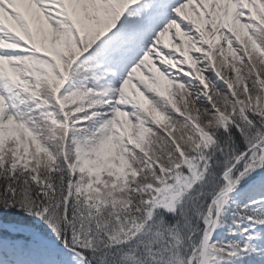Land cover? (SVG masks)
<instances>
[{"label": "rangeland", "instance_id": "rangeland-1", "mask_svg": "<svg viewBox=\"0 0 264 264\" xmlns=\"http://www.w3.org/2000/svg\"><path fill=\"white\" fill-rule=\"evenodd\" d=\"M6 1L10 10H0V74L7 81V84L0 83V156H6L8 151L17 159L14 161L21 168L19 171L43 176L61 166L68 167L86 197L93 195V199L100 198L106 204L110 198L114 199L118 187L136 174L128 146H139L142 135L146 136V149L153 142L162 143L165 137L162 135L177 138L180 146L169 139L171 149L184 161L185 151L207 138L210 127L220 122V118L211 122L209 119L207 130L195 135L197 140L182 126L192 124L191 113L198 115L187 83L197 81L193 89L200 86L206 90L205 73L210 59L203 58L215 56L213 48L209 50L206 45L215 31H222L217 37L224 38L223 54L217 56L231 59L234 65L230 70L238 68L233 75L236 81L240 79L239 84L244 79L237 76L241 71L247 72L251 67L254 72L252 64L264 63L261 45L264 46L261 30L264 0L191 1L186 7L174 10L168 21L163 22L159 17L160 21L154 22L158 28L142 54L138 51L130 57L124 53V46L108 52L109 76L93 83L87 82L75 68V58L82 52L76 44L75 29L79 26L89 42L88 50L83 52L93 50L100 34L110 27L107 24L103 29L104 17L111 13L107 0ZM23 16L32 28L37 51L56 57L70 75L71 85L63 92L59 91L61 81L54 67L26 53L22 41L12 36L16 25L23 30L27 28L20 20ZM225 27L229 28V37ZM216 44L219 43L212 47ZM78 78L83 80L77 82ZM18 92L26 100L32 95L31 104H26L32 108L27 119L17 98ZM222 99L219 97L216 102ZM126 105L129 108L122 107ZM93 127L99 129L93 130ZM182 128L188 133L182 132ZM249 167L258 171L264 167V148L251 158ZM158 193L160 190L155 192ZM2 229L0 224V232ZM9 229L17 231L14 235L19 231L26 235L32 233L13 225ZM256 243L264 249V233L246 236L241 245L251 250ZM0 244L11 247L2 235ZM1 253L0 248V264H24L21 258L5 260ZM50 264L82 262L71 258Z\"/></svg>", "mask_w": 264, "mask_h": 264}, {"label": "trees", "instance_id": "trees-1", "mask_svg": "<svg viewBox=\"0 0 264 264\" xmlns=\"http://www.w3.org/2000/svg\"><path fill=\"white\" fill-rule=\"evenodd\" d=\"M262 27L264 31V22ZM214 37L206 45L216 57L203 58L210 59L206 90L200 86L194 90L197 81L187 83L198 115L191 113L192 124L182 126L197 140V132L207 130L212 120L220 118V122L210 127L207 138L185 151V162L171 149L169 139L180 146L177 138L162 135L167 137L162 143L153 142L146 149L142 135L139 146H128L136 174L106 204L93 195L86 197L68 167L56 168L46 176L19 171L15 157L6 151V156H0V222L31 227L58 247L82 253L85 264H199L203 238L215 218V203L229 184L237 183L210 244L209 264H264L262 254L238 246L245 232L264 225L260 204L264 182L247 186L248 178L258 173L250 169L249 162L264 148V63L252 64L254 72L251 67L247 72L240 70L237 76L244 79L239 84L234 76L238 68L230 70L231 59L217 56L223 54L224 38ZM215 43L219 44L212 47ZM94 61H80L75 68L87 75ZM31 97L21 102L26 119L32 109L26 105L31 104ZM219 97L223 99L218 103ZM55 115L61 119L59 113ZM176 189L183 190V195L168 206L165 193ZM0 233L11 244H2L4 248L31 264L64 262L74 256L43 245L33 233L14 235L4 229Z\"/></svg>", "mask_w": 264, "mask_h": 264}, {"label": "bare ground", "instance_id": "bare-ground-1", "mask_svg": "<svg viewBox=\"0 0 264 264\" xmlns=\"http://www.w3.org/2000/svg\"><path fill=\"white\" fill-rule=\"evenodd\" d=\"M6 0H0V10H7L9 11L10 10V5L6 4ZM0 83H3V84H7V81L4 79V77L0 74ZM123 108L127 109L129 108L128 105L126 106H122ZM102 110V109H101ZM108 112L110 111V108L109 109H106ZM106 144V143H105ZM107 145V144H106ZM260 182H264V177H254L253 175H251L248 180H247V184H250V185H254V184H258ZM233 192H227L225 191L223 193V195L221 197H219V199L216 201L215 203V207H216V211L219 209V204H222L223 202H226L227 199L229 198V196L232 194ZM183 194V190H179L177 189L174 193H165V197L167 198V202H168V205H171L175 200L179 199ZM221 216L218 217L217 219V224L215 225L216 223V217L214 218L212 224L210 225V228H209V232L207 233L208 235H210V238H212V235L214 233H217V230H218V226H219V220H220ZM4 225H10L12 226L13 224H7V223H4ZM14 226V225H13ZM0 236H1V233H0ZM208 240H209V237H207ZM67 252L71 253L73 256V258H76L78 257L79 255V252L76 251V250H72V249H65ZM69 255L67 254V257Z\"/></svg>", "mask_w": 264, "mask_h": 264}, {"label": "water", "instance_id": "water-1", "mask_svg": "<svg viewBox=\"0 0 264 264\" xmlns=\"http://www.w3.org/2000/svg\"><path fill=\"white\" fill-rule=\"evenodd\" d=\"M231 191H232V189H230L229 193H230ZM219 216H220V211H219L218 214H217L215 225L217 224V219H218ZM209 237H210V235H209ZM206 250H207V248H205V249L203 250V257H204V255H205V253H206ZM201 264H203V263H201Z\"/></svg>", "mask_w": 264, "mask_h": 264}]
</instances>
